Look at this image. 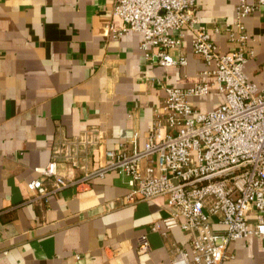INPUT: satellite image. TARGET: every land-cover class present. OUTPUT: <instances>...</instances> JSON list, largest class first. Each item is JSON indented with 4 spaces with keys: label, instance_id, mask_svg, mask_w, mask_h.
Instances as JSON below:
<instances>
[{
    "label": "crops",
    "instance_id": "0c3cea01",
    "mask_svg": "<svg viewBox=\"0 0 264 264\" xmlns=\"http://www.w3.org/2000/svg\"><path fill=\"white\" fill-rule=\"evenodd\" d=\"M114 5L0 0V264H174L176 249L185 254L181 264H192L189 232L151 230L168 215L164 198L129 202V188L117 173L74 184L84 170L72 161L88 170L98 165V152L81 140L86 131H97L107 149L134 138L142 149L166 88L191 87L210 68L194 54L191 34L180 50L170 51L175 58L182 52L186 66L150 64L140 49L142 34L110 37L107 25L123 24L113 15ZM198 14L219 50L233 51L224 29L235 19L236 1L200 0ZM244 23L246 47L253 52L246 73L264 95V11ZM223 102L217 91L190 98L203 111ZM52 161L68 182L59 191L37 172ZM36 179L53 192H30L27 183ZM144 234L148 253L138 251ZM224 264H264V239L233 242Z\"/></svg>",
    "mask_w": 264,
    "mask_h": 264
},
{
    "label": "built area",
    "instance_id": "2783aa9c",
    "mask_svg": "<svg viewBox=\"0 0 264 264\" xmlns=\"http://www.w3.org/2000/svg\"><path fill=\"white\" fill-rule=\"evenodd\" d=\"M234 1L236 16L224 32L235 48L222 53L198 14L200 0H115L113 15L123 24H108L110 37L140 33V49L150 64L182 67L186 56L180 52L175 58L170 51L180 50L191 34L194 54L210 68L191 87L166 88L142 149L135 138L118 150L107 149L98 142L97 131L90 130L81 140L98 152L97 167L88 170L78 159L72 161V167L84 170L74 183L78 186L117 173L129 188V202L164 198L168 215L151 230L162 235L173 229L189 232L192 264H224L233 242L264 239V95L246 73L253 52L246 47L244 23L256 10L264 11V0ZM212 91L224 96L218 107L203 111L190 103V98ZM57 165L52 161L37 169L53 180V191L68 186ZM27 189L39 196L53 192L42 179L28 182ZM149 250L148 235H141L138 251ZM175 254L174 264H181L185 254L180 249Z\"/></svg>",
    "mask_w": 264,
    "mask_h": 264
}]
</instances>
